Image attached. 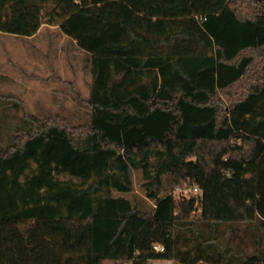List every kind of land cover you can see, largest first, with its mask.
I'll use <instances>...</instances> for the list:
<instances>
[{
  "label": "trees",
  "instance_id": "1",
  "mask_svg": "<svg viewBox=\"0 0 264 264\" xmlns=\"http://www.w3.org/2000/svg\"><path fill=\"white\" fill-rule=\"evenodd\" d=\"M44 22L90 112L0 116V264H264V0H0V32Z\"/></svg>",
  "mask_w": 264,
  "mask_h": 264
},
{
  "label": "rangeland",
  "instance_id": "2",
  "mask_svg": "<svg viewBox=\"0 0 264 264\" xmlns=\"http://www.w3.org/2000/svg\"><path fill=\"white\" fill-rule=\"evenodd\" d=\"M86 53L57 24L42 23L36 34L23 37L0 32V116L8 115L12 124L25 115L57 113L73 122L87 120L90 112L85 103L92 74L86 66ZM6 126L5 129H9ZM63 176H67L64 174ZM134 187L116 192L148 204L142 187L141 173H134ZM201 194L192 184L174 190ZM102 264H120L105 259ZM151 264H173L172 260H153Z\"/></svg>",
  "mask_w": 264,
  "mask_h": 264
},
{
  "label": "built area",
  "instance_id": "3",
  "mask_svg": "<svg viewBox=\"0 0 264 264\" xmlns=\"http://www.w3.org/2000/svg\"><path fill=\"white\" fill-rule=\"evenodd\" d=\"M195 186V184H193ZM154 249L157 251H163L165 249V246L162 243H155Z\"/></svg>",
  "mask_w": 264,
  "mask_h": 264
}]
</instances>
